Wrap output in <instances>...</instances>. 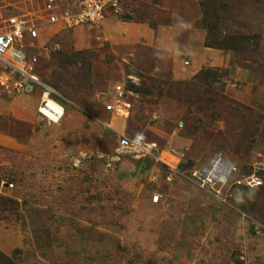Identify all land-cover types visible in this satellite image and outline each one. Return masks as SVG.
Here are the masks:
<instances>
[{
  "label": "rangeland",
  "instance_id": "1",
  "mask_svg": "<svg viewBox=\"0 0 264 264\" xmlns=\"http://www.w3.org/2000/svg\"><path fill=\"white\" fill-rule=\"evenodd\" d=\"M78 2L56 0L59 18ZM42 10L0 0V32L13 16L38 25L26 60L64 112L44 118L41 86L7 88L0 67V254L264 264V0H127L72 28ZM118 133L156 153L118 155ZM216 159L233 168L223 182L204 176Z\"/></svg>",
  "mask_w": 264,
  "mask_h": 264
},
{
  "label": "built area",
  "instance_id": "2",
  "mask_svg": "<svg viewBox=\"0 0 264 264\" xmlns=\"http://www.w3.org/2000/svg\"><path fill=\"white\" fill-rule=\"evenodd\" d=\"M126 1L127 0H79L75 12L69 14L64 13V15L59 18L56 0H44V10H42V12L45 15L44 21L47 24L61 22L62 25L68 28L85 24L95 25L100 23L108 13L116 12ZM38 35L37 24L28 22L20 17H9L6 21L5 30L0 32V67L3 70H8L10 74L12 72L13 75L16 76V79L11 85H8L11 82L10 78L6 79L5 82L8 83L7 88L12 87L14 91L20 92L31 85L41 86L43 92L40 107L37 108L38 113L47 120L58 123L64 114L62 110L63 107L52 98V95L55 93L54 90L40 83L32 73L33 69L26 60L27 56L24 52L25 44L35 41ZM123 94V90H116L114 92V99L117 104L122 101ZM46 99L55 102L60 112H55V114L41 112L40 108L43 107L44 109L48 103ZM124 106L127 108L129 107L125 102ZM117 107L118 108L108 104L105 110L108 112L117 111L123 113L125 116L128 115V111H123L124 108L122 109L120 106ZM117 137L116 152L118 155L137 152L153 155L142 147L144 143H148L142 133H134L133 136L123 134ZM152 144L156 146L155 143Z\"/></svg>",
  "mask_w": 264,
  "mask_h": 264
},
{
  "label": "bare ground",
  "instance_id": "3",
  "mask_svg": "<svg viewBox=\"0 0 264 264\" xmlns=\"http://www.w3.org/2000/svg\"><path fill=\"white\" fill-rule=\"evenodd\" d=\"M46 100L48 101V103L45 107L47 109H45V108L43 109V107H41L40 108L41 112H44L47 114H50V113L55 114V112H60L59 107L57 106V104L55 102H52L50 99H46ZM142 147L150 153L155 152V147L151 144L144 143L142 145ZM232 170H233V168H232L230 163L216 159L215 161H213V169L207 170L205 172L207 181L213 180V181H217V182H223V181H225L226 177L228 176V173Z\"/></svg>",
  "mask_w": 264,
  "mask_h": 264
},
{
  "label": "trees",
  "instance_id": "4",
  "mask_svg": "<svg viewBox=\"0 0 264 264\" xmlns=\"http://www.w3.org/2000/svg\"><path fill=\"white\" fill-rule=\"evenodd\" d=\"M52 98L56 102L60 103V99H58L56 96H52ZM0 264H13V261L5 255L0 254Z\"/></svg>",
  "mask_w": 264,
  "mask_h": 264
},
{
  "label": "clouds",
  "instance_id": "5",
  "mask_svg": "<svg viewBox=\"0 0 264 264\" xmlns=\"http://www.w3.org/2000/svg\"><path fill=\"white\" fill-rule=\"evenodd\" d=\"M178 24L182 28L190 27V25L186 21H184L182 18L178 19Z\"/></svg>",
  "mask_w": 264,
  "mask_h": 264
},
{
  "label": "crops",
  "instance_id": "6",
  "mask_svg": "<svg viewBox=\"0 0 264 264\" xmlns=\"http://www.w3.org/2000/svg\"><path fill=\"white\" fill-rule=\"evenodd\" d=\"M123 134H126V133H121V134H120V133H118V134H117V136H118V135H123Z\"/></svg>",
  "mask_w": 264,
  "mask_h": 264
},
{
  "label": "water",
  "instance_id": "7",
  "mask_svg": "<svg viewBox=\"0 0 264 264\" xmlns=\"http://www.w3.org/2000/svg\"><path fill=\"white\" fill-rule=\"evenodd\" d=\"M204 176L206 177V174L204 173Z\"/></svg>",
  "mask_w": 264,
  "mask_h": 264
}]
</instances>
